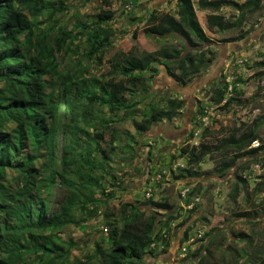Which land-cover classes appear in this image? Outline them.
<instances>
[{"label":"trees","instance_id":"1","mask_svg":"<svg viewBox=\"0 0 264 264\" xmlns=\"http://www.w3.org/2000/svg\"><path fill=\"white\" fill-rule=\"evenodd\" d=\"M234 1L199 0L197 4L199 11L212 12L206 17L210 30L218 35L237 33L220 40L222 44L243 41L248 33L243 27L263 9V0H245L241 4ZM102 5L107 10H101L91 24L78 22L74 35L65 32L55 20L65 11L60 0H0V264H67L70 250L57 243L53 233L69 226L79 227L97 217L103 201L112 198V194H105L99 175L116 150L117 130L111 126L115 121H102L89 132L93 113L105 108L109 116L115 117L131 111L136 104L127 103L122 94L135 97L139 88H145L159 74V66L184 87L191 74L210 64L213 41L201 27L191 2L178 0L175 15L151 17L155 24L152 33L159 37L176 35L183 45L167 44L154 53L115 52L109 59L108 78L101 82L84 78L83 70L63 72L58 55H66L77 36L84 41V58L88 61L100 62L111 51L114 32L108 25L115 14L109 10L110 0H102ZM226 7H232L237 14L225 19L221 11ZM261 65L264 68V63ZM120 79L128 88L116 89ZM143 92L147 93L145 89ZM232 93L236 94V88L232 87ZM227 95L226 85L217 86L210 103L227 109L233 101ZM182 105L181 100L175 99L166 102V110L151 107L148 116L135 124L136 132L142 134L162 121H173L180 116ZM261 121H255L251 130L233 132L216 145L198 144L199 161L221 157L212 170L215 176L223 177L237 164L236 182L229 193L233 205L239 193L247 199L248 182L242 174L248 173L253 163L262 167L263 174L258 179L264 188V155L260 156L264 144L250 148L252 142H262L258 132ZM206 135L207 130L203 139ZM103 142L108 151L101 148ZM187 149L172 159H182L188 154ZM197 177L191 169L181 168L174 179ZM109 178L114 188V178ZM57 187L65 196L51 211ZM260 192L259 187L252 191ZM192 198L190 192L185 205ZM145 205L147 211L121 207L120 225L110 228L108 247L95 246L99 264H141L149 255L156 257L157 247H168L171 225L180 218V212L168 203V198L159 202L151 199ZM183 210L192 214L195 206ZM159 215H164L162 221L157 219ZM235 217L256 219L250 211ZM144 220L147 224L143 231L135 232L134 227ZM188 221L187 216L182 225ZM191 232L190 227L185 228L181 244ZM244 237V248L233 250L220 264H264V244L257 245L252 235ZM213 242L209 240L191 255L198 259L196 264H217L209 249Z\"/></svg>","mask_w":264,"mask_h":264},{"label":"rangeland","instance_id":"2","mask_svg":"<svg viewBox=\"0 0 264 264\" xmlns=\"http://www.w3.org/2000/svg\"><path fill=\"white\" fill-rule=\"evenodd\" d=\"M60 1L65 11L58 14L55 20L65 32H74V35L78 32L74 29L78 22L91 24L101 10H107L102 5V0ZM243 1L245 0L234 2L241 4ZM177 2L178 0H110L109 10L115 14L113 21L108 25L114 32L111 51L105 54L100 62L88 61L84 58V41L77 36L67 54L58 55L61 69L65 73L83 70L84 78L101 82L108 78L111 70L109 59L115 52L133 55L154 53L167 44L178 47L183 45L176 35L159 37L152 33L155 24L151 17L175 15ZM262 3V11L243 27V30L248 32L246 38L241 42L228 44H222L220 40L232 38L237 33L216 34L206 24V17L212 12L199 11L195 6L201 27L213 41V46H210L213 56L208 57L211 60L208 68L191 74L189 83L183 87L174 77L167 76L164 68L159 66V74L147 82L145 88H139L135 97L122 94L127 103L136 104L131 111H127L126 114L121 112L115 117L109 116L105 108L93 113L87 127L89 132L102 121L110 119L115 121L111 126L117 130L116 150L110 163L103 168L104 172H100L99 175L105 194H112V198L103 201L97 217L79 227L69 226L53 233L54 240L70 250L67 264L85 262L99 264L94 255L95 246L98 244L103 249L108 247L110 228L113 225H120L121 207L127 205L140 211H147L148 207L145 204L151 199L159 202L163 198H168V203L173 204L176 211L180 212V218L174 222L175 226L171 227L168 247H157L156 257L149 255L141 264H183L178 258L186 227H190L192 232L195 230L204 232L202 240H196L194 244L187 246V260L196 264L198 259L191 255L213 239L214 242L209 249L216 258V263L220 264L224 256L231 254L233 250L244 248L246 242L244 236L247 235L242 231V227L236 228L232 220L235 214L249 211L256 217L252 220L256 226L251 227L249 234L254 236L257 245L264 244V188L258 179L263 174L262 167L258 174L246 178L248 192L245 205L236 202L234 206L239 208L228 210L225 194L229 183L225 185L226 177L217 181V185L221 183L225 185H221L225 189H220L216 193L215 197L218 198L212 200L211 195L212 180L219 178L212 173L214 165L219 161L218 158L206 159L204 167L201 166L202 161L198 159L199 143L216 145L237 130L242 133L253 129L257 120H262L258 128L262 142H258L260 145L264 144V68L261 65L264 63V0ZM236 14L232 7L223 8L221 11L225 19H230ZM224 85L236 88V94L228 92L227 97L233 101H230L231 105L227 109L215 107L210 103L213 91L217 86ZM121 87L128 88L122 79L116 82V89L120 90ZM143 89L147 93L143 92ZM175 99L181 100L183 104L179 110V117L171 122L162 121L155 124L145 133L136 132L135 124H139L148 116L151 107L166 110V102ZM202 111H206L207 114L202 116ZM205 130L208 135L203 139L202 134ZM190 134L193 135L192 139ZM100 146L108 151L106 142L100 143ZM186 148H188L186 156L182 159H172L177 158L181 150ZM263 155L264 152L260 154ZM196 160L199 162L196 163ZM175 165L179 167L174 169ZM255 165L257 164L253 163L251 167ZM181 168L196 172L197 179L175 180ZM202 168L207 170L203 171ZM247 175L249 174L246 173ZM109 177L114 178L113 183L116 184L114 188L111 187ZM258 187L262 188V192L253 194L252 191ZM183 189H189L192 197L200 199L192 214L182 209L183 202L179 199V192ZM148 190L151 196L146 198ZM219 195L224 196L223 199L219 198ZM64 196L65 193L57 187L50 203L51 211L55 210L57 203L62 201ZM161 216L164 215H159L157 219L162 221ZM187 216L189 221L182 225ZM226 223L229 224L226 227L228 231L224 232L219 228H224ZM146 224L147 221L144 220L133 230L142 232ZM159 227L156 226V231H159ZM238 238H242L243 241L240 242ZM26 261L30 263V259ZM209 263L213 264V261Z\"/></svg>","mask_w":264,"mask_h":264},{"label":"crops","instance_id":"3","mask_svg":"<svg viewBox=\"0 0 264 264\" xmlns=\"http://www.w3.org/2000/svg\"><path fill=\"white\" fill-rule=\"evenodd\" d=\"M263 4V3H262ZM213 158H218V160L220 161L221 160V157L218 155H216V156H214ZM206 159L208 160V158H203V160H202V162H201V166L202 167H204V165H205V163H206ZM219 161H218V163H219ZM216 165H214V167H215ZM213 167V168H214ZM202 170L203 171H206L207 169H204V168H202ZM213 170V169H212ZM235 172H237V164L235 165V166H233L229 171H227L226 173H225V175L223 176V177H219V178H214L213 180H212V184H213V186H212V189H211V195H213L212 196V200H216V198H218V197H215L217 194V192H219V190L221 189H225L224 187H222L221 185H223V186H225V185H227L228 183V190L226 191V194H225V198H226V201H228V210L230 209H236L237 210V208H239L238 206H234V205H232L231 204V202H229L230 201V199H229V193H230V191H231V187L233 186V184L236 182V175H235ZM242 175H244V173L242 174ZM224 177H226V179H225V185H224V183H221V185H217L218 183H217V181L218 180H222ZM202 179V178H201ZM203 180V179H202ZM202 191H203V189H202ZM222 197H224V196H222V195H219V198H222ZM239 198H240V202H239ZM223 199V198H222ZM236 202H237V204H239V203H241V204H243V205H245V203H246V198H245V195H243V193H239V195H238V197H237V199H236ZM239 210V209H238ZM233 223H234V225H235V227L236 228H241L242 227V231H244V233L248 236V235H250L249 234V232L251 231V227H254V226H256V224H255V221H252V220H247V219H244V218H242V219H238V218H236V217H234L233 218ZM257 221V220H256ZM237 222H240V224H238ZM236 223V224H235ZM225 225V229L224 228H219V229H223L224 230V232H227L228 231V228H226L229 224L228 223H226V224H224Z\"/></svg>","mask_w":264,"mask_h":264},{"label":"built area","instance_id":"4","mask_svg":"<svg viewBox=\"0 0 264 264\" xmlns=\"http://www.w3.org/2000/svg\"><path fill=\"white\" fill-rule=\"evenodd\" d=\"M189 1L191 2L192 6L195 7V6H197L199 0H189ZM228 88H229L228 89V92L231 93L232 88L231 87H228ZM230 96L231 95H229V97ZM205 114H207L206 111H205ZM203 121H205V120H203ZM259 145H260L259 142L256 140V141H254V142L251 143L250 148L251 149L252 148L253 149H256V148L259 147ZM177 167H179V166L178 165L177 166L175 165L174 166V169H177ZM260 167H261L260 165H255V166L250 167V170L247 173L249 175L246 176V173H245L244 174V177H246L247 179H249V178H251L252 175L254 176V175L258 174L259 171H260ZM189 193H190V190L189 189H183V190H181L179 192V199L183 202L182 207L185 210H190V209L193 208V206H195L198 203H200L199 197H196V198L194 197V198H192L191 202L188 205H185L184 200L186 199V197H187V195ZM145 196H146V198H149L151 196L149 190L147 191V193L145 194ZM174 226H175V223H173L171 225V227H174ZM203 238H204V232L203 231H201V230H195V232H191L190 236L188 237V240L181 245V248L179 250V258H178V260L180 262H183V264H192L191 261L187 260V257H188L187 256L188 255L187 246H190V245L194 244V242L196 240H202Z\"/></svg>","mask_w":264,"mask_h":264}]
</instances>
